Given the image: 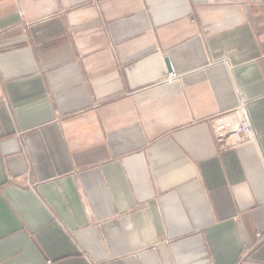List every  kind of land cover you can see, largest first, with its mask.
Returning <instances> with one entry per match:
<instances>
[{
    "label": "crops",
    "instance_id": "1",
    "mask_svg": "<svg viewBox=\"0 0 264 264\" xmlns=\"http://www.w3.org/2000/svg\"><path fill=\"white\" fill-rule=\"evenodd\" d=\"M0 264H264V0H0Z\"/></svg>",
    "mask_w": 264,
    "mask_h": 264
},
{
    "label": "built area",
    "instance_id": "2",
    "mask_svg": "<svg viewBox=\"0 0 264 264\" xmlns=\"http://www.w3.org/2000/svg\"><path fill=\"white\" fill-rule=\"evenodd\" d=\"M169 77L177 75L169 72ZM211 133L214 143L220 152L228 151L244 142L255 143L256 132L245 103H240L227 112L214 116L210 120Z\"/></svg>",
    "mask_w": 264,
    "mask_h": 264
},
{
    "label": "water",
    "instance_id": "3",
    "mask_svg": "<svg viewBox=\"0 0 264 264\" xmlns=\"http://www.w3.org/2000/svg\"><path fill=\"white\" fill-rule=\"evenodd\" d=\"M164 61H166L168 69H171L170 61H168V58H164Z\"/></svg>",
    "mask_w": 264,
    "mask_h": 264
}]
</instances>
